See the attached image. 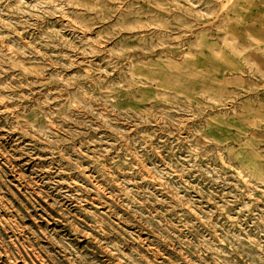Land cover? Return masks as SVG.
<instances>
[{
    "label": "rangeland",
    "instance_id": "rangeland-1",
    "mask_svg": "<svg viewBox=\"0 0 264 264\" xmlns=\"http://www.w3.org/2000/svg\"><path fill=\"white\" fill-rule=\"evenodd\" d=\"M0 264H264V0H0Z\"/></svg>",
    "mask_w": 264,
    "mask_h": 264
}]
</instances>
